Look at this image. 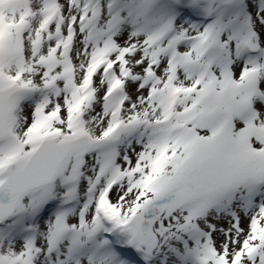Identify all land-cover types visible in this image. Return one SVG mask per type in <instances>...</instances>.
Wrapping results in <instances>:
<instances>
[{
	"label": "snow or ice",
	"instance_id": "obj_1",
	"mask_svg": "<svg viewBox=\"0 0 264 264\" xmlns=\"http://www.w3.org/2000/svg\"><path fill=\"white\" fill-rule=\"evenodd\" d=\"M0 264H264V0H0Z\"/></svg>",
	"mask_w": 264,
	"mask_h": 264
},
{
	"label": "rangeland",
	"instance_id": "obj_2",
	"mask_svg": "<svg viewBox=\"0 0 264 264\" xmlns=\"http://www.w3.org/2000/svg\"><path fill=\"white\" fill-rule=\"evenodd\" d=\"M114 195V194H113Z\"/></svg>",
	"mask_w": 264,
	"mask_h": 264
}]
</instances>
